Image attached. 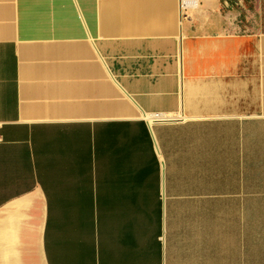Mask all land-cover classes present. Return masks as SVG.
<instances>
[{
    "label": "crops",
    "instance_id": "crops-1",
    "mask_svg": "<svg viewBox=\"0 0 264 264\" xmlns=\"http://www.w3.org/2000/svg\"><path fill=\"white\" fill-rule=\"evenodd\" d=\"M0 264H264V0H0Z\"/></svg>",
    "mask_w": 264,
    "mask_h": 264
},
{
    "label": "built area",
    "instance_id": "built-area-1",
    "mask_svg": "<svg viewBox=\"0 0 264 264\" xmlns=\"http://www.w3.org/2000/svg\"><path fill=\"white\" fill-rule=\"evenodd\" d=\"M178 1V6L180 11H185L191 7L196 6L200 1L202 0H177ZM166 113H161V112H152L149 113L151 116V121H148L146 117L144 119L148 122V124H151V122H166L169 120L168 117L164 116Z\"/></svg>",
    "mask_w": 264,
    "mask_h": 264
},
{
    "label": "bare ground",
    "instance_id": "bare-ground-1",
    "mask_svg": "<svg viewBox=\"0 0 264 264\" xmlns=\"http://www.w3.org/2000/svg\"><path fill=\"white\" fill-rule=\"evenodd\" d=\"M147 117L149 118V121H151V116L149 115H147ZM168 118H169V120L168 121H171V120H174L173 118H171V117H169V116H167ZM151 124H153V122H151Z\"/></svg>",
    "mask_w": 264,
    "mask_h": 264
},
{
    "label": "rangeland",
    "instance_id": "rangeland-1",
    "mask_svg": "<svg viewBox=\"0 0 264 264\" xmlns=\"http://www.w3.org/2000/svg\"><path fill=\"white\" fill-rule=\"evenodd\" d=\"M149 116V115H148ZM170 117H175V116H173V115H169ZM147 119H148V121H149V118L147 117Z\"/></svg>",
    "mask_w": 264,
    "mask_h": 264
}]
</instances>
